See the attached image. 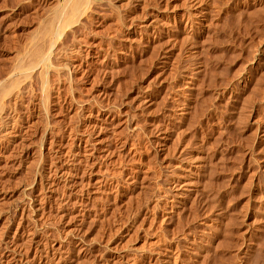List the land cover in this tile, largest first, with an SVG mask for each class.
I'll return each instance as SVG.
<instances>
[{
	"label": "rangeland",
	"instance_id": "obj_1",
	"mask_svg": "<svg viewBox=\"0 0 264 264\" xmlns=\"http://www.w3.org/2000/svg\"><path fill=\"white\" fill-rule=\"evenodd\" d=\"M58 1L0 0V264H264V0H92L15 69Z\"/></svg>",
	"mask_w": 264,
	"mask_h": 264
},
{
	"label": "bare ground",
	"instance_id": "obj_2",
	"mask_svg": "<svg viewBox=\"0 0 264 264\" xmlns=\"http://www.w3.org/2000/svg\"><path fill=\"white\" fill-rule=\"evenodd\" d=\"M90 2H92V0H60V1H58V3L56 2L57 4H55V6H53V8L51 9L50 14L48 13L49 14L48 17L39 26L38 32H37V34H35L36 35L35 38H33V40L31 41V45H29L27 50L23 51L22 53H19V55L17 56V62L15 64L14 68L17 69V70H21V71L22 70L24 71L27 68L30 72L31 71H33V72L35 71L34 72L35 74H37V72H38V76L39 75H41V76L46 75L45 73H47L50 70L52 72V69L53 70L55 69L54 71L56 72L57 69L56 68H52L53 65L50 62L51 55H53L52 52L54 51L53 50V43H54L53 37H55L57 35H62L61 33H62V29L64 27L68 26L69 24H71L73 22L79 21L81 19V17L83 16V14L85 13V11H86L88 5L90 4ZM57 38H58V36H57ZM68 38H67V41H68ZM57 50H58V48H57ZM71 50H72V48H71ZM61 52H62V50H61ZM64 54L66 56L67 52L64 51L63 55ZM57 55H58V53H57ZM57 55H56V58H57ZM63 55H62V57L64 59H67V57L65 58V56H63ZM62 57H60V58H62ZM67 61L68 60L64 61L63 63H65L67 65V63H68ZM70 65H71V63H70ZM27 69H26V71H27ZM11 72H12V70H11ZM10 75H13V74H10ZM10 75H8V76H10ZM39 79H41V78H39ZM44 80H46V79H44ZM43 90H44L43 92H46L45 91L46 88H44ZM5 113H7V115H8V112H5ZM3 115L5 116V114H3ZM0 117L2 118V120L0 121V132L1 133L2 132L5 133V132L8 131V127H7V124H6L7 120L4 123L3 122V120H5V119H3L4 117L1 114H0ZM8 118H9V116H8ZM86 137H89V136L81 133L79 136H77L75 138V141H74L73 145L70 147L71 149L69 150L74 157L77 158L80 154L83 153V150L87 151V147L89 145L90 139H88ZM88 149L90 150V148H88ZM74 159L75 158H71V160H74ZM71 160L70 159L66 160V164H69V162H72ZM62 170H61L62 171L61 173L66 174L65 178L68 179L66 184H65V186H69V180L73 181L69 177H73V175L76 176V173L74 171H72V169H70V168H67V170L64 168ZM181 182L183 183L182 185H188L189 186V184H191L190 179H186V180L181 181ZM183 190H186V189H183ZM180 195H183V192H180ZM20 261L23 262L22 260H20Z\"/></svg>",
	"mask_w": 264,
	"mask_h": 264
}]
</instances>
